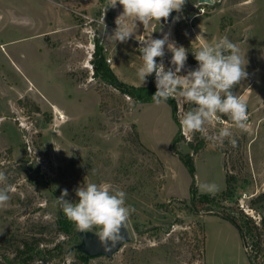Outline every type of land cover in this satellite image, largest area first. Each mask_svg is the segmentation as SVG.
I'll list each match as a JSON object with an SVG mask.
<instances>
[{"label": "rangeland", "instance_id": "rangeland-1", "mask_svg": "<svg viewBox=\"0 0 264 264\" xmlns=\"http://www.w3.org/2000/svg\"><path fill=\"white\" fill-rule=\"evenodd\" d=\"M214 1L186 0L169 25L152 22L141 33L156 39L168 30L172 41L188 50L182 75L198 66L190 60L204 42L226 36L238 45L248 76L233 91L247 104V126L236 129L221 116L204 134L228 127L236 147L229 139L221 146L201 133L186 134L179 112L189 104L176 100L177 124L167 103H136L94 77L99 45L120 80L141 86L137 42L115 45L101 34L103 14L107 33L116 28L119 4L104 13L110 0H0V171L14 188L0 207V244L5 236L12 242L39 237L42 229L49 248L63 239L71 243L51 228L58 217L56 198L67 189L66 199L78 202L75 189L98 183L123 190L126 204L135 209L127 223L130 241L111 258L81 262L66 246L64 254L54 252L34 264H251L236 226L185 210L192 175L179 157L188 154L200 193L208 194L198 187L203 183L225 191L228 173L236 179L238 215H245L238 206L243 193L257 194L250 205L264 209V203L253 204L264 193V0ZM171 56L165 46L166 65ZM179 131L183 140L171 150ZM247 239L253 243L250 235ZM13 251L0 246V255L10 259Z\"/></svg>", "mask_w": 264, "mask_h": 264}, {"label": "clouds", "instance_id": "clouds-1", "mask_svg": "<svg viewBox=\"0 0 264 264\" xmlns=\"http://www.w3.org/2000/svg\"><path fill=\"white\" fill-rule=\"evenodd\" d=\"M185 3L186 0H110L104 13L117 4L122 6L123 11L116 17V28L111 34L107 33L103 14L101 34L115 45L117 42L125 43L136 32L138 24H142L144 29L152 22L160 25L161 20L167 21L173 12L180 13ZM138 41L141 45L138 51L142 64L136 76L142 86L147 77L154 74L156 91L151 97L152 102L162 105L174 99L178 103L191 105L188 110L179 112V123L186 134L201 133L205 139L221 146L225 139H229L231 145L236 147L237 141L231 138L233 132L228 127L220 128L213 136L204 134L205 126L214 120L220 121L221 116H227L236 129L243 130L247 126V104L233 91L248 76L245 57L241 55L238 45L226 36L211 43L204 42L193 52L198 66L182 75L188 50L170 41L169 34L156 39L151 35ZM165 46L172 53V67L168 68L162 59ZM157 58H161L159 63ZM6 181L5 172L0 171V183L6 185L0 187V207L10 201L9 193L14 191ZM198 187L213 196L219 191L215 183H203ZM68 195V190L64 189L60 197L56 198V203L65 217L75 225L77 232L88 233L96 229L94 234L106 252L124 240L121 230L126 229L135 209L126 204V193L123 190L112 189L107 184L86 183L75 189L78 202L66 199Z\"/></svg>", "mask_w": 264, "mask_h": 264}, {"label": "trees", "instance_id": "trees-1", "mask_svg": "<svg viewBox=\"0 0 264 264\" xmlns=\"http://www.w3.org/2000/svg\"><path fill=\"white\" fill-rule=\"evenodd\" d=\"M190 61L193 63L196 60L191 59ZM92 64L95 70V78H98L107 85L117 89L122 94L131 97L136 103H153L151 97L156 91L154 74L147 77V84L145 86H134L126 84L125 82L119 79V77L115 74L111 66L107 64L103 53V48H101L99 45H96L95 47ZM167 104L171 107L173 119L178 124V120L176 117V100L169 99ZM136 138L139 140L138 135H136ZM181 140H183V137L180 136L179 131L176 137L172 140L170 146L171 150H174V146ZM188 144L191 148H194L193 142H189ZM179 158L189 168L192 175V182L190 185V202L189 204L185 205V210L192 214L205 213L208 215L218 216L230 222L238 228L242 238L244 239L245 244L248 240L247 236L250 235L253 238V243L251 242L253 244V252L251 254L248 253L250 263L264 264V242L261 240V236L264 235V220L262 221L261 226H257L251 218L243 214L238 215V208L235 206L236 201H234L236 192L235 177L229 175L228 173L226 174L227 188L225 191L221 193H216L214 196L211 194H202L198 191L196 181L193 175L194 159L191 157L190 154H188L187 156L180 155ZM227 202H234V206L225 205V203ZM255 203H264V193L253 201V204ZM56 206L58 209V217L55 223L51 224V228H54L55 226V230L58 232V234L70 238L72 242L68 243L69 241H67V239L59 240L58 242H54L53 247L49 248L47 247L49 246L47 245V243L46 245L43 244V242L45 241V229H42L40 231L39 234L41 236L39 237H25V239L19 241L12 242L11 239L13 238L5 236L2 239L0 246L8 245L10 247H13V258L10 259L7 255H0V264H34L38 260H45V256L51 255L54 252L64 254L66 246L69 250L72 246L75 245L73 243L74 239L79 240V237L75 232V225L65 217L57 203ZM51 243L53 242H50L49 244ZM42 245H45L46 247L41 248ZM68 250L66 251V253H68ZM75 254L81 262H86L88 259L91 258L83 253L75 252Z\"/></svg>", "mask_w": 264, "mask_h": 264}, {"label": "water", "instance_id": "water-1", "mask_svg": "<svg viewBox=\"0 0 264 264\" xmlns=\"http://www.w3.org/2000/svg\"><path fill=\"white\" fill-rule=\"evenodd\" d=\"M214 0H199V4H214ZM176 15V12H173L169 19L167 21H164L163 19L161 20V23L165 26L169 25L172 20L174 19ZM76 234L79 237V243L72 246L69 250L68 253H73V252H79L86 254L87 256L91 258L95 257H107L111 258L113 257L116 253H118L123 245H125L127 242L130 241L131 236L128 227L126 229L121 230L122 235L124 236V240L116 245V247L112 248L111 251L106 252L104 251V248L100 245L98 238L94 234L95 232H88V233H80L77 232L75 229Z\"/></svg>", "mask_w": 264, "mask_h": 264}, {"label": "built area", "instance_id": "built-area-1", "mask_svg": "<svg viewBox=\"0 0 264 264\" xmlns=\"http://www.w3.org/2000/svg\"><path fill=\"white\" fill-rule=\"evenodd\" d=\"M147 39L144 34L141 35L139 38L135 39L133 37H131L129 40H133L135 42H137L138 47H140V42L138 40H144ZM161 61V59L158 61V63ZM108 63H111V59H107ZM163 63L165 64V62L163 61ZM165 67H172L171 65H166ZM182 74V72H181ZM257 196V194H250L248 195L247 193H243L241 195V198L239 199V203L238 206L239 208L245 213L246 216H248L249 218H251L255 224L257 226H261L262 221L264 220V209L262 210H257L256 208L252 207L250 205V200H253V198ZM246 249L248 251V253H252L253 252V244L250 241H246Z\"/></svg>", "mask_w": 264, "mask_h": 264}, {"label": "crops", "instance_id": "crops-1", "mask_svg": "<svg viewBox=\"0 0 264 264\" xmlns=\"http://www.w3.org/2000/svg\"><path fill=\"white\" fill-rule=\"evenodd\" d=\"M143 28H144L143 26H142L141 28L137 27V30H136V32L134 33L135 36H136L137 38H139L142 34H144V32L141 33V31L143 30ZM145 29H148V28H145ZM139 33H141V34H139ZM166 33L169 34V39H170V41H172L171 34L169 33L168 30L162 31V32L160 33V37L163 38V35L166 34ZM147 34H148V33H147ZM144 36H145V35H144ZM142 86H145V85H142ZM263 262H264V258H263Z\"/></svg>", "mask_w": 264, "mask_h": 264}]
</instances>
